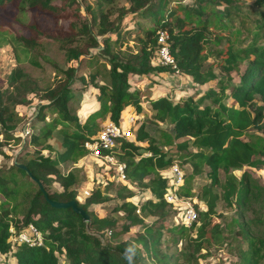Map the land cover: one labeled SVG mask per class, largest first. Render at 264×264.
Listing matches in <instances>:
<instances>
[{
	"label": "trees",
	"instance_id": "trees-1",
	"mask_svg": "<svg viewBox=\"0 0 264 264\" xmlns=\"http://www.w3.org/2000/svg\"><path fill=\"white\" fill-rule=\"evenodd\" d=\"M57 1L0 0V47L10 46L16 62L6 85L0 83L1 139L20 140L13 133L22 121L16 108L29 102V94L43 101L33 122L44 121L39 128L32 122L24 140L23 154L33 148L36 155L0 167V254L10 252L17 260L15 264H60L56 254H63L67 264H127L122 254L134 244L135 264H149L147 260L171 264L178 259L195 264L203 249L213 243L220 245L229 240L230 234L237 243L235 264H262L264 184L254 181L248 170L240 178L234 170L264 166V124L260 125L264 108L252 101L254 94L264 101V35L260 31L264 28V0L251 2L257 8L253 13L259 18L249 25L245 21L249 17L244 12L246 3L241 0H124L117 9L116 0H90L86 5V0H61L60 4ZM80 6L89 17L80 26H71L68 32L36 21L37 17L44 21L69 20L73 14L76 19ZM113 12L117 16L111 19ZM128 14L142 20L136 23L137 29L122 26ZM15 24L19 25V32L14 30ZM161 31L168 35L177 69L192 76L200 86L215 78L212 64L205 65L210 56L224 54L227 70L235 72L246 62L229 95L225 91L231 77L227 81L220 79L217 89L209 88L196 98L188 95L179 102L164 95L144 100L136 87L132 89V76L152 78L174 71L152 64ZM245 32L250 33L248 39ZM46 38L58 44L65 63L81 61L86 71L81 73L79 67L72 65L63 67L41 53ZM224 42L223 51L213 52L209 47L222 46ZM32 55L38 56L40 66L31 64ZM45 65L52 68L49 80L43 77ZM75 83H89L97 89L98 107L83 120L77 114L79 103L72 89ZM228 98H233L239 108L228 105ZM143 102L149 103L156 124L167 122L171 129L158 127L156 139L142 122L135 141H120L114 153L125 165L126 180L150 195L139 204L134 203L129 199L136 193L126 185L120 186L119 203L110 209V217H99L89 208L109 197L99 185L83 203L79 202L75 186L80 181L81 168L73 167L63 173L60 165L76 164L88 154L85 143L98 133L100 121L109 117L117 123L127 107L140 112ZM219 111L224 120L217 116ZM251 127L262 131L249 132ZM55 130L62 138L60 151L49 144ZM2 140L0 154L5 156ZM144 141L148 143L146 156L141 155L139 145ZM43 150L51 155H45ZM173 164L190 167L178 196H195L206 207L197 208L198 220L189 225L183 221L169 223L176 213L165 199L168 178L162 172ZM204 167L210 169V182L194 194L192 181L203 173ZM217 171L224 172L221 179ZM50 200L76 201L88 214V221L72 208L51 206ZM219 201L235 211L232 220L223 226L211 225L212 218L218 216ZM255 203L257 209L251 208L253 216L245 219L244 210ZM148 218L154 221L147 223ZM29 225L42 236V244H12L11 238ZM132 228L141 230L116 242ZM178 243H182L180 251L176 249Z\"/></svg>",
	"mask_w": 264,
	"mask_h": 264
},
{
	"label": "rangeland",
	"instance_id": "rangeland-1",
	"mask_svg": "<svg viewBox=\"0 0 264 264\" xmlns=\"http://www.w3.org/2000/svg\"><path fill=\"white\" fill-rule=\"evenodd\" d=\"M90 0L85 1V5L88 3ZM183 2H188L192 3L194 0H182ZM246 3V6L244 7V12L248 14V18L245 19L246 24H252L257 18H259L258 15L253 13V11H256L257 8L254 5H251V2L253 0H241ZM57 4L61 3V0H58L56 2ZM124 0H116L115 7H120L124 4ZM84 7L80 6V9L78 12V17L75 19L74 18V12H71L72 17L69 20H62L59 19L58 21H53L51 19L44 21L42 17H37L36 21L42 25H50L52 28H61L63 29V32H68L70 31V27L73 25L80 26V23H83L85 20V17H89L86 15ZM117 16V12H113L111 19L115 18ZM29 18V17H27ZM83 21V22H82ZM142 21L134 18L132 14H128L124 17L122 21V26L125 29H130V30H135L137 29V22ZM237 23H239V18L236 20ZM188 28V26H187ZM254 27L253 25L251 26V31L253 30ZM15 31H20V27L18 24H15L14 26ZM261 35H264V28L260 29ZM215 33V32H214ZM65 35V34H64ZM246 39L250 37L249 32H245ZM43 46L40 48L41 53H45L48 55L50 58L56 60L59 62L61 66H74V67H79L78 70L79 72H85L86 68L84 63H81V61L78 60H72L69 62L64 61L63 57V52L59 48L58 44L53 42L51 39L46 38L43 39ZM130 45H133V42H129ZM264 44V42L262 43ZM226 46V42L223 43L222 46H209L212 47V51H220ZM223 51V50H222ZM225 55L224 54H217L216 56L212 55L210 56L207 61L205 62V65H210L212 64V71L214 73V79L209 80L206 84L204 85H199L195 81H193L192 76L189 75H183L181 76V79L179 75H175L174 73H165L168 74V77L166 75L161 74L160 76L156 77V79H147L142 76H132L131 82H130V87L133 89L136 87L140 91V94L142 98L145 100L146 98H154L158 96L167 95V97L171 98L172 101L174 102H179L181 100H184V98L188 95H193L194 98L198 97L200 93L207 91L209 88H218V81L220 79H224L227 81V77H231V81H229L228 84V89L225 91L228 95L230 93L231 87L235 86L239 82V76L243 72L246 62L241 63L240 66V71L235 72L234 70H227V64L225 65L224 62ZM33 62H31L32 65L34 66H40L38 65V56L32 55ZM84 61V60H83ZM16 62L14 60V55L13 51L10 46H2L0 47V83L3 84V86L6 85V81L8 78V75L12 71V69L15 67ZM30 68H34L33 66L29 65ZM51 66L45 65L44 67V72L43 77L46 78L45 80H49L52 78V71H51ZM42 81V80H41ZM73 92L77 96L79 107H78V117L80 120H83V117H86L90 112H92V109L95 106L96 102V96H97V89L94 88L92 84H87L86 86H83L81 83H75L72 86ZM154 93H157L158 96H155ZM257 102L256 104L263 106L264 108V101L261 98L259 94H254L252 101ZM251 101V102H252ZM225 102L228 105H234L236 108L238 107V104H236L233 101V98H228L225 100ZM43 101L39 97H37L34 94H29V102L27 104H21L18 105L16 108L17 113H19V117L22 118L21 123L17 126V128L14 130V137H19L20 140L17 141L16 139L10 140L5 142L3 141V151L5 152L6 155L4 156L0 154V167L4 168L5 166H9L10 164L14 163L15 161H25L33 156L36 155L37 150H33V148H29V152L26 154H23L25 151L24 149V140L28 137L27 135L30 133V127L32 126V122L35 119V115L37 112V109L40 107V104H42ZM94 105V106H93ZM98 105V104H97ZM133 109H128L129 112H134L132 111ZM264 112V111H263ZM125 113L124 115L128 114ZM152 110L149 107L148 102H143L142 103V108L140 112H134L135 116V122L134 125L138 127L142 122L145 123V129L148 131V133L151 136L158 137V127H164L167 129H171V125H169L167 122H159L158 124L154 118H152ZM220 113V111L218 112ZM220 120H224L225 117L222 116V114H218ZM264 124V113H263V120L260 123ZM33 125L35 127L39 128L44 125V121L42 122H33ZM60 126H58L59 128ZM249 132H258L261 133V129L257 127H251L248 129ZM49 144L52 145L54 150H61L62 149V138L61 135L59 134L58 130H55L52 134V138L49 140ZM142 146V151L141 154L142 156H146L148 154L146 147L148 146V143L146 141L141 142L139 144ZM191 149V147H190ZM171 151H175L174 148H172ZM43 153L45 155H51L47 150H43ZM118 158V157H117ZM61 170L63 173H67L69 170H71L73 167H79L81 168V178L78 184L75 186L76 192H77V200L81 203L84 202L85 196L84 190L86 187L89 185V183L93 182L98 184L93 185V189H95L96 185H100L102 192L106 197H109V199L106 202L96 204L95 206H90L89 209L93 210L99 217H108L111 215L109 212L112 207L115 206V204H118V198H117V191L120 186L126 185L129 189H132L136 194V196L130 198L129 200L133 201L134 203H140L142 202L145 198L149 197L150 193L149 191H143L141 189H137L135 185L130 184L127 180L126 184L120 183L117 178V173L114 172V170H109L107 165L100 164L96 160H94L92 157H82L76 164L72 163H66L60 165ZM182 171L185 173H188L190 171L189 165H183L180 166ZM168 169V168H167ZM166 169V170H167ZM244 170L249 171V175H251V178L254 179L257 183H260L261 185L264 184V166L261 168H249V167H243L241 170H234V174L240 178L242 175V172ZM209 171L210 169L208 167H204V171L201 175H198L194 178L192 181V190L194 191V194H197L198 190L201 188L202 185L208 184L210 182L209 179ZM108 174L110 176L114 175L113 180L108 179ZM166 174V173H165ZM224 172L222 171H217V176L218 178L223 177ZM58 186V184H55ZM52 189L55 188L54 185L51 187ZM187 199H191L192 205H194V208L197 211V208L199 210H204L206 209L205 205L203 202L198 201V199L195 196L192 197H186ZM258 203H255L249 207H247L244 210V218L248 219L253 216V211L251 208L254 209V211L257 209ZM197 206V207H196ZM171 211L173 213H176L174 217H171L169 219L170 224H175L178 222H181L182 216L180 214V210L173 205H171ZM171 212V213H172ZM217 215L212 218V223L211 225H215V223H219L220 225H227L230 220H232V217L235 216V211L234 207H228L225 206L223 201L218 202L217 206ZM110 217V216H109ZM255 219V217H254ZM154 221V218H148L147 223H152ZM29 226L23 227L22 232L27 233V238L33 242L36 245H41L42 244V236H40V241L38 239H35L30 233L31 230L28 229ZM141 229L139 228H132L129 230L128 233L121 235L118 239H116V242L122 241V240H127L130 237H133L136 235ZM229 240H224L220 245H215L213 243L209 248L203 249L199 254H198V262L195 264H235L238 259L235 255L234 248H236V240L232 238L230 234H228ZM36 242V243H35ZM11 243L14 245H19L23 244L26 242H20L18 241V238L12 237L11 238ZM162 248L165 247L163 244ZM181 245L182 243H178L176 246L177 251L181 250ZM58 261L60 264H67L65 261V257L63 254H56ZM17 260L15 257L8 252L7 254H0V263L1 264H15ZM183 263L181 259H178L177 262L173 261L171 264H177V263ZM147 263L149 264H158L156 262H152L150 260H147ZM170 264V263H169ZM186 264V263H183ZM264 264V261L262 262Z\"/></svg>",
	"mask_w": 264,
	"mask_h": 264
},
{
	"label": "built area",
	"instance_id": "built-area-1",
	"mask_svg": "<svg viewBox=\"0 0 264 264\" xmlns=\"http://www.w3.org/2000/svg\"><path fill=\"white\" fill-rule=\"evenodd\" d=\"M152 64L157 66L171 67L175 75H181V72L176 67V62L170 52L168 35L165 31H161L157 37V48L152 58ZM128 113V112H127ZM134 112H129L126 115L121 114L118 122H114L107 117L102 123L98 133L92 139L85 143L88 149V154L85 157H92L100 164L107 165L109 170H114L117 173V178L120 183L126 184L124 175V163L119 161L114 150L119 147L120 141H135V133L138 127L134 125ZM148 155V154H147ZM84 157V158H85ZM166 173V174H165ZM162 175L168 178L167 191L165 193L166 201L176 207L182 216L185 224L198 219V214L191 203V199L182 198L178 196V189L183 184L184 173L178 164L171 165L167 170L162 172ZM109 180L114 179V175H107ZM96 183H89L84 190L85 196H88L93 190V185ZM96 185L95 187H98ZM31 235L40 241V234L37 233L33 225H29ZM16 238L20 242L31 244L27 238L26 232L19 233ZM33 243V242H32ZM36 243V242H35Z\"/></svg>",
	"mask_w": 264,
	"mask_h": 264
},
{
	"label": "clouds",
	"instance_id": "clouds-1",
	"mask_svg": "<svg viewBox=\"0 0 264 264\" xmlns=\"http://www.w3.org/2000/svg\"><path fill=\"white\" fill-rule=\"evenodd\" d=\"M155 66H157V65H155ZM181 72V71H180ZM164 73H170V72H164ZM164 73H162V74H164ZM171 73H174V71L173 72H171ZM161 74H159V75H157V76H153L152 78H150L151 80L154 78V79H156V77H158V76H160ZM183 75H185L184 73H182L181 72V75H179V77H180V79H181V76H183ZM147 79H149V78H147ZM164 95V94H163ZM164 96H167V95H164ZM130 108H132V107H130ZM133 109V108H132ZM135 109H133L132 111H134ZM135 112V111H134ZM107 118V117H106ZM105 118V119H106ZM104 119V120H105ZM103 120V121H104ZM103 121H100V123H102ZM194 206V205H193ZM196 210V209H195ZM197 212V211H196ZM197 214H198V212H197ZM199 217V216H198ZM198 220V219H197ZM197 220H195V221H197ZM183 221V220H182ZM194 222V221H193ZM192 223V222H191ZM190 223V224H191ZM187 225H189V224H187ZM123 258L127 261V264H135V256H136V246L134 245V244H130L128 247H126L125 248V250H124V252H123Z\"/></svg>",
	"mask_w": 264,
	"mask_h": 264
},
{
	"label": "water",
	"instance_id": "water-1",
	"mask_svg": "<svg viewBox=\"0 0 264 264\" xmlns=\"http://www.w3.org/2000/svg\"><path fill=\"white\" fill-rule=\"evenodd\" d=\"M50 204L56 208H72L76 213L80 214L84 221H88L89 216L82 207H80L76 201L59 202L56 200H50Z\"/></svg>",
	"mask_w": 264,
	"mask_h": 264
},
{
	"label": "crops",
	"instance_id": "crops-1",
	"mask_svg": "<svg viewBox=\"0 0 264 264\" xmlns=\"http://www.w3.org/2000/svg\"><path fill=\"white\" fill-rule=\"evenodd\" d=\"M163 75H166V76L168 77V74H165V73H164ZM154 95H155V96H158L157 93H154ZM97 104H98V103L95 102V106L93 105L94 108L92 109V111L95 110V109L98 107ZM129 108H130V107H129ZM129 108L127 107V109L124 111L123 115H124L125 113H127V111H128ZM130 109H132V108H130ZM83 119H85V117H83Z\"/></svg>",
	"mask_w": 264,
	"mask_h": 264
}]
</instances>
